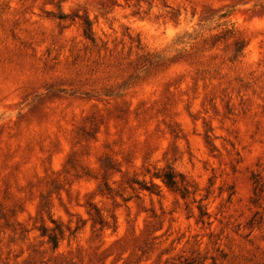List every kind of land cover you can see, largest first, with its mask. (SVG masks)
Returning a JSON list of instances; mask_svg holds the SVG:
<instances>
[{
    "label": "rangeland",
    "instance_id": "obj_1",
    "mask_svg": "<svg viewBox=\"0 0 264 264\" xmlns=\"http://www.w3.org/2000/svg\"><path fill=\"white\" fill-rule=\"evenodd\" d=\"M0 264H264V0H0Z\"/></svg>",
    "mask_w": 264,
    "mask_h": 264
},
{
    "label": "trees",
    "instance_id": "obj_2",
    "mask_svg": "<svg viewBox=\"0 0 264 264\" xmlns=\"http://www.w3.org/2000/svg\"><path fill=\"white\" fill-rule=\"evenodd\" d=\"M155 176L161 179L162 182L170 189L174 190L177 188V175L171 168H169V170L164 172L163 174L156 173Z\"/></svg>",
    "mask_w": 264,
    "mask_h": 264
}]
</instances>
